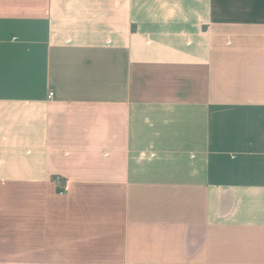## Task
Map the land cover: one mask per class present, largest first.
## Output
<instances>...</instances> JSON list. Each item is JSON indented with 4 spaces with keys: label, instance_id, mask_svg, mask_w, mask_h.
<instances>
[{
    "label": "crops",
    "instance_id": "crops-1",
    "mask_svg": "<svg viewBox=\"0 0 264 264\" xmlns=\"http://www.w3.org/2000/svg\"><path fill=\"white\" fill-rule=\"evenodd\" d=\"M0 264H264V0H0Z\"/></svg>",
    "mask_w": 264,
    "mask_h": 264
},
{
    "label": "built area",
    "instance_id": "built-area-1",
    "mask_svg": "<svg viewBox=\"0 0 264 264\" xmlns=\"http://www.w3.org/2000/svg\"><path fill=\"white\" fill-rule=\"evenodd\" d=\"M50 95L52 96V95H53V93H51ZM66 190H67V187H65V188H64V190H63V191H61V193H63V192H64V191H66Z\"/></svg>",
    "mask_w": 264,
    "mask_h": 264
}]
</instances>
